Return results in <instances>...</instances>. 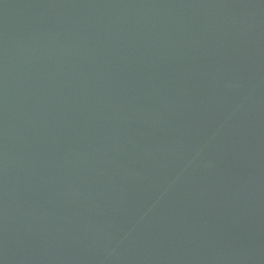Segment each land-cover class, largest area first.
<instances>
[{
    "label": "water",
    "instance_id": "obj_1",
    "mask_svg": "<svg viewBox=\"0 0 264 264\" xmlns=\"http://www.w3.org/2000/svg\"><path fill=\"white\" fill-rule=\"evenodd\" d=\"M0 264H264V0H0Z\"/></svg>",
    "mask_w": 264,
    "mask_h": 264
}]
</instances>
